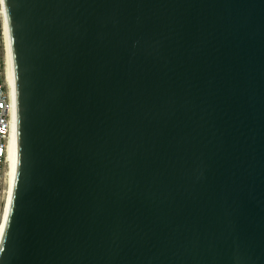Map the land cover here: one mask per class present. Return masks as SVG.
I'll return each instance as SVG.
<instances>
[{
    "label": "water",
    "instance_id": "obj_1",
    "mask_svg": "<svg viewBox=\"0 0 264 264\" xmlns=\"http://www.w3.org/2000/svg\"><path fill=\"white\" fill-rule=\"evenodd\" d=\"M4 2L0 264H264V0Z\"/></svg>",
    "mask_w": 264,
    "mask_h": 264
},
{
    "label": "built area",
    "instance_id": "obj_2",
    "mask_svg": "<svg viewBox=\"0 0 264 264\" xmlns=\"http://www.w3.org/2000/svg\"><path fill=\"white\" fill-rule=\"evenodd\" d=\"M2 32L3 19L0 10V221L5 208V193L8 187L10 131L13 122V106L7 85Z\"/></svg>",
    "mask_w": 264,
    "mask_h": 264
},
{
    "label": "bare ground",
    "instance_id": "obj_3",
    "mask_svg": "<svg viewBox=\"0 0 264 264\" xmlns=\"http://www.w3.org/2000/svg\"><path fill=\"white\" fill-rule=\"evenodd\" d=\"M0 10L1 16L3 19V45L5 51V67H6V76H7V85L9 88V92L11 94L12 106H13V122L10 131V148H9V175H8V187L5 193V208L3 212L2 219L0 221V237L3 230L11 191L15 173L16 166V157H17V122H16V99H15V85H14V72H13V62H12V53H11V44H10V36L9 29L7 23L6 9L4 0H0Z\"/></svg>",
    "mask_w": 264,
    "mask_h": 264
}]
</instances>
